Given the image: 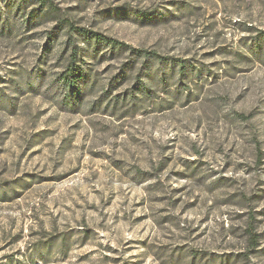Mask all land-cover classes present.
<instances>
[{
    "label": "rangeland",
    "instance_id": "374dc122",
    "mask_svg": "<svg viewBox=\"0 0 264 264\" xmlns=\"http://www.w3.org/2000/svg\"><path fill=\"white\" fill-rule=\"evenodd\" d=\"M0 264H264V0H0Z\"/></svg>",
    "mask_w": 264,
    "mask_h": 264
},
{
    "label": "trees",
    "instance_id": "16d2710c",
    "mask_svg": "<svg viewBox=\"0 0 264 264\" xmlns=\"http://www.w3.org/2000/svg\"><path fill=\"white\" fill-rule=\"evenodd\" d=\"M43 3L45 0H41ZM76 30V29H75ZM79 30H82V29H79ZM83 32V33H82ZM82 35L85 36V39L87 40H90L91 37H93L94 39H96V42L97 43H100V42H103L104 41V38H102L101 36L97 35V34H94V33H85V31H81ZM105 42H106V38H105ZM111 45L114 46V47H119L121 49H129V50H133L134 48L130 47L129 45L125 44V43H121V42H118V41H112L111 42ZM132 52H134L135 54H145L147 56H151V57H156V58H159L158 57V54L156 53H152V52H149V51H144V50H137V49H134ZM76 59V53L75 51L73 52L72 56H71V60H72V63L69 65V69H68V78H67V88L70 87H73L72 85L76 83L77 81V78L79 76H81V73L78 72L77 73V70H78V67L76 66V64H74V60ZM76 71V77H73V73Z\"/></svg>",
    "mask_w": 264,
    "mask_h": 264
}]
</instances>
